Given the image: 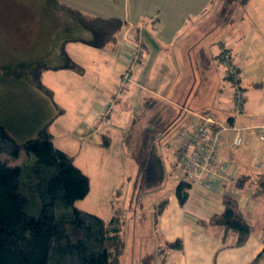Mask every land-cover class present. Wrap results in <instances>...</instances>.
<instances>
[{"label": "crops", "instance_id": "crops-1", "mask_svg": "<svg viewBox=\"0 0 264 264\" xmlns=\"http://www.w3.org/2000/svg\"><path fill=\"white\" fill-rule=\"evenodd\" d=\"M212 3L211 0H111L108 15L86 12L101 17H118L124 21L115 34V40L102 47H94L85 42L92 38L91 30V37H63V33L74 31L67 26V30H63V24L60 25L62 22L58 23L55 16L52 17L51 25H33L31 29L35 30H28L31 36L25 37V51L17 52L21 53L20 56L34 60L36 48L43 50L54 39H58L60 56L64 58L66 55L72 62L82 66L83 71L79 73L63 67L62 63H55L57 60L39 61L44 63L35 67L29 90L25 88V91L18 92L21 95H15L14 99L5 102L6 105L0 106V112H6L7 117H12L9 121L6 117L4 122L0 119V125L17 141L36 137L39 129L48 124L53 143L74 156V163L89 178L88 192L93 186L98 195L108 192V188H113L112 195L122 191L123 177L119 159V169L109 174L108 164H111V160H116L113 148L118 150L116 152L119 158L122 155H132L130 149L124 148L127 128L136 121L147 122L150 118L148 112L159 109L157 115L152 117L153 120L156 123L166 121L160 131L158 143L155 142L169 174L180 169L176 160V145L178 139L193 130L198 115H209L218 122L229 124L230 128L223 133L217 162V170L221 169L223 176L218 179L215 187L210 189L204 185H192L183 204L178 202L174 192V197L169 199H174L171 201V209L168 208L167 198L156 204L164 200L157 211L158 223L165 232L163 244L178 237L181 239V247L155 253L148 264H248L262 248V235L256 237L251 231L243 244L232 246L229 245L234 239L232 231L200 223L201 219H207L211 214L222 210L221 197L225 191H231L237 196L247 220V212L254 214L259 206L264 209L263 193L255 190L249 181L240 190L233 189L235 177L264 171V143L256 137L257 131L264 130V0H248L245 5L237 6L231 18L226 20L223 19L226 13L216 12L211 7ZM55 20L57 23H54ZM35 36L41 38L38 37L37 43L33 44ZM135 40L141 43V57L138 64L131 68L128 82L118 91L121 75L127 68ZM110 45L120 53L116 56V62L117 58L122 62V66L117 64L113 70L96 52L103 51ZM221 51L229 54L238 67L239 78L236 84L226 75L221 62ZM83 55H86L84 60L81 57ZM54 56L56 59L59 54L55 52ZM94 56H98V61L96 65H91V71L96 73L100 85H93V90L89 91L88 83L82 82L80 77L89 72L85 60ZM208 69L212 70L211 73L215 75L213 78L217 81L216 91L213 89L217 107L197 93ZM110 70L113 71L112 78ZM181 74L186 77V90L175 93L165 91L168 83ZM40 83L51 90V94ZM23 85L26 87V83ZM236 87L243 93L238 105L233 97ZM3 97L8 98V92ZM113 98L109 121L103 124L101 130L83 137L85 139L78 138L81 141L78 150L69 151L58 143L55 130L59 126L66 131L69 129L67 121L70 117L67 115L70 114V109L80 116L79 127H76L79 135L82 129L95 124L104 106ZM136 108L140 112L133 116ZM221 117L226 120L223 121ZM232 125L240 128L242 137V142L236 147L232 145L235 136ZM113 134L120 135L115 140L117 148L114 146ZM96 135L99 138L96 139ZM103 139L108 141L107 145L102 144ZM84 140L89 141L83 142ZM68 143L66 140V144ZM84 144L89 161L88 171H84L76 162ZM104 153L107 159H104ZM167 154L173 155L174 159H169ZM165 160L168 162L165 163ZM94 170L97 171V176ZM109 204L110 214H97L105 221L112 215L111 199ZM143 256L140 260L145 264ZM262 256L256 264H259ZM127 264H130V256Z\"/></svg>", "mask_w": 264, "mask_h": 264}, {"label": "trees", "instance_id": "trees-1", "mask_svg": "<svg viewBox=\"0 0 264 264\" xmlns=\"http://www.w3.org/2000/svg\"><path fill=\"white\" fill-rule=\"evenodd\" d=\"M247 1L219 0L222 13H226L223 19H230L235 8ZM69 10L93 32L92 38L85 42L94 47L114 41L124 24L118 17L92 15L73 7ZM62 66L83 71L82 66L66 55ZM39 85L51 94V90ZM152 132L155 130L146 129L139 148L131 152L138 165L137 175L146 177L141 189L160 185L165 176L164 161ZM102 144L107 145L108 141L103 139ZM20 152L29 158L17 164L0 158V264H120L125 247L122 207L111 202L112 215L105 221L75 206L87 194L89 178L74 163L72 154L53 143L48 124L39 129L36 137L24 141H17L0 125V154L15 157ZM247 181L264 195V171L235 177L233 189L240 190ZM137 183L138 180L135 189ZM192 185L186 176L176 183L174 192L180 204L187 200ZM163 201L157 205V211ZM221 201L222 210L201 219L200 223L232 231L234 239L229 245H241L252 226L231 191L223 192ZM261 238L262 248L248 264H256L264 254V230ZM165 246L178 249L181 239L167 241ZM153 257V253H147L142 260L148 264Z\"/></svg>", "mask_w": 264, "mask_h": 264}, {"label": "rangeland", "instance_id": "rangeland-1", "mask_svg": "<svg viewBox=\"0 0 264 264\" xmlns=\"http://www.w3.org/2000/svg\"><path fill=\"white\" fill-rule=\"evenodd\" d=\"M70 6L77 7L81 9V11L83 10L89 13L108 15L109 7L111 6V0H0V106L6 105L5 102L8 99H14L15 95H21L18 92L25 91V88L29 90V84L32 82L35 67L41 63H44L39 61L57 60L55 63H63L64 61L62 55L60 56V51L58 52V39H54L52 41L51 38L52 43L43 50L36 48L34 50V60L27 59L25 56H20L21 53H17L18 51H25L24 49H26L27 44V38L25 37L28 35L31 36L29 33L30 31L28 30L33 28V25H51L53 23L52 17L55 16L56 20H58V23L62 22L60 25L63 24L61 25L63 30H67L65 27L67 26L69 29L74 31L72 33L62 32L63 37H67L69 35H75L78 37H85L83 35H91L89 28L82 26L77 20L69 15L68 12H70ZM211 7H213L216 12H223L221 9L222 5L219 0H214L211 4ZM209 9L212 10L211 8ZM56 20L54 23H57ZM38 37L41 38L40 36H35V40H33L35 43L33 44L37 43ZM61 45L62 43L59 44L60 47ZM55 52L59 54V57L57 56L56 59L54 56ZM96 52H99L100 56L103 57V60L106 61L105 63L110 65L112 70L117 64L122 66L120 59L117 58L116 62V56L120 54H118L117 48L113 50L110 45L109 48L107 47L103 51ZM222 52L223 51H221V53ZM85 56L86 55L81 56L83 57V60L85 59ZM85 61H87L86 63L89 72H87L85 76L80 77V80L86 84L88 83V90L92 91L93 85H100V82H97L96 73L91 71V65H96L98 56L88 57ZM45 64L48 65V62H45ZM12 70L14 73H12ZM208 70L205 71L206 78L204 79L202 87L198 89L197 93H199L200 96H202L209 103H213L214 107H217V100L214 102V91L217 89V81L213 78L215 75L211 73L212 70ZM109 75L110 78H112L113 71L110 70ZM105 78L106 74H104V82H106ZM50 79L51 78L49 77L48 80ZM25 83L26 87L23 85ZM186 87V77L181 74L176 80L168 83L165 91H171V93H175L186 90ZM7 92L9 97H3V95H5ZM158 110L147 113L150 115V118L147 122L136 121V123L130 124V126L127 128L126 134L128 135V140L126 142V147L124 146V148L130 149L131 152L132 150H137L141 144L142 136L145 130L149 128H155L156 132H152V134L155 136L154 141L158 143L160 131L162 126H164L166 123L165 120H163L162 123H156V121L153 120L152 117L157 115ZM139 112V109L136 108L133 112V116ZM69 113L72 114L71 116L70 114L67 115L68 118L70 117L67 121L68 125H70L69 129L66 131L59 126L55 130V133L56 139L58 143L62 145V147L69 151H75L81 146V141L79 139L83 138L80 132L78 135V128H76L79 127L80 119H78V117L80 116H78L76 111H72L71 109L69 110ZM7 114L8 113H4L3 111L0 112V119H2L3 122L6 119ZM221 118L223 121L226 120V118ZM7 119L8 121L11 120V115H8ZM7 125L10 128L9 123ZM157 131L159 132L157 133ZM113 137L115 138L114 146L117 148V141L115 140L116 137L119 139L120 135L118 136L117 134H113ZM95 138L97 139L99 137L96 135ZM66 140L69 141L68 144H66ZM87 141L89 140H84L83 142ZM116 151L118 150L113 148V155L116 160H111V164H108L109 174H113L115 171L117 172V169H119L117 159H119V163L121 164L120 171L123 177V185L121 187L122 191L119 194L115 193L112 195L113 188H108V192L98 195L95 192V187L91 186V190L87 193V195H85V197L77 200L75 202V206L79 209L95 214L108 215L111 211L109 199H111V202L115 204L118 203L123 208V231L126 240L125 252L123 253L121 264H127L129 256L130 264H142L140 258L144 254L152 252L155 255V253L157 254L158 251L161 253L163 250L167 249L163 244L165 232L162 226L158 223L156 204L161 199L167 198L169 200L170 198L174 197L175 185L180 179L185 177V174L181 169L179 160L176 158L181 170L177 168L173 173L169 174L168 170L166 169L167 167H165V176L160 185L150 189H141L140 185L145 182L146 177L145 175H137L138 165L136 160L134 157H132V155H130V157L128 155H122V158H119ZM86 153L87 152L84 144L76 160V162L82 166L84 171H88L87 163H89ZM165 155L166 151L163 156L165 157ZM172 156H169V159H172ZM0 158L6 160L10 164H17L29 157H27L25 152H20V154L15 157L0 154ZM105 158L107 159L106 153H104V159ZM167 162L168 160H165V163ZM94 173L97 176V171L94 170ZM118 177L119 176L117 175L116 178ZM137 180L138 185L135 189L134 184ZM173 200L174 199L167 202L169 203L168 208L170 209L172 204L171 201ZM170 209L168 210L170 211ZM247 217L249 218V223L252 226V234L256 237H260L264 229L263 207L259 206L257 209H255L254 214L247 212ZM259 264H264V255L262 256Z\"/></svg>", "mask_w": 264, "mask_h": 264}, {"label": "built area", "instance_id": "built-area-1", "mask_svg": "<svg viewBox=\"0 0 264 264\" xmlns=\"http://www.w3.org/2000/svg\"><path fill=\"white\" fill-rule=\"evenodd\" d=\"M141 52V43L135 40L132 53L127 62V68L121 75L118 91H120L130 79V70L139 62ZM221 62L225 67L226 74L229 75L236 84L239 78V71L238 67L232 61L231 56L222 52ZM242 95V91L236 87L233 97L237 105L241 102ZM113 100L114 98L104 106V109L93 126L82 129L81 134L83 137H88L101 130L103 124L109 121V116L113 110ZM229 128V124L218 122L209 115L201 114L198 115V121L190 134L178 139L175 150L176 157L180 162L181 169L185 176L192 181L194 186L204 185L212 189L217 184L218 179L223 176L222 170H217V162L223 133ZM231 128L235 130L232 145L236 147L242 142V137L239 133L240 128L234 125H232ZM256 137L264 143V130L257 131Z\"/></svg>", "mask_w": 264, "mask_h": 264}]
</instances>
